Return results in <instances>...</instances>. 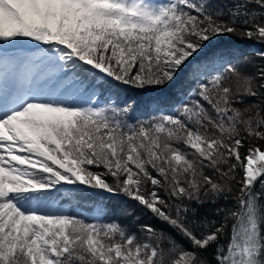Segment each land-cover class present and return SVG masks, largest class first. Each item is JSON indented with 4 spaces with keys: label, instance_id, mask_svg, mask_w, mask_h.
<instances>
[{
    "label": "snow or ice",
    "instance_id": "obj_1",
    "mask_svg": "<svg viewBox=\"0 0 264 264\" xmlns=\"http://www.w3.org/2000/svg\"><path fill=\"white\" fill-rule=\"evenodd\" d=\"M224 36L259 47L206 51ZM184 68L170 112L112 99ZM0 264H264V0H0Z\"/></svg>",
    "mask_w": 264,
    "mask_h": 264
},
{
    "label": "trees",
    "instance_id": "obj_2",
    "mask_svg": "<svg viewBox=\"0 0 264 264\" xmlns=\"http://www.w3.org/2000/svg\"><path fill=\"white\" fill-rule=\"evenodd\" d=\"M215 47L239 49L245 56L251 58V51L259 47V45H256L253 41L237 40L232 36H224L214 41L213 45H209L206 51L214 50ZM197 59H199V57ZM241 63H244L243 59H241ZM247 70L253 71L250 67ZM187 73V68L182 69L177 76L176 83L164 89L148 88L139 90L122 85L118 86L113 90L117 95L113 96L112 99H118L121 103L128 100L136 101L134 110L130 112L127 117L130 123H136L138 120L147 119L153 115H159L157 104L154 102L157 98L165 101L162 105V110L165 113L170 112L172 106L177 104L181 99V97L177 95L176 86L186 84ZM185 90H187V88ZM92 170L98 171L100 169L93 168ZM108 180L111 181V177H108ZM65 189L74 193H83L82 195H73L71 198H62L61 204L66 206V210L91 219L96 216L93 210L98 209L102 211L105 220L117 219L122 225L134 226L135 221L123 215L124 210L135 207L131 200L123 196L112 197L107 194L85 190L83 187L73 189L69 186H65ZM135 214L140 217L139 222L141 224H151L157 228L163 227V225L153 219L151 215L144 213L141 209L137 208ZM207 255L211 260V249Z\"/></svg>",
    "mask_w": 264,
    "mask_h": 264
},
{
    "label": "rangeland",
    "instance_id": "obj_3",
    "mask_svg": "<svg viewBox=\"0 0 264 264\" xmlns=\"http://www.w3.org/2000/svg\"><path fill=\"white\" fill-rule=\"evenodd\" d=\"M64 208H65V205H62ZM97 211H98V209H95L94 210V214L96 215L97 214Z\"/></svg>",
    "mask_w": 264,
    "mask_h": 264
},
{
    "label": "bare ground",
    "instance_id": "obj_4",
    "mask_svg": "<svg viewBox=\"0 0 264 264\" xmlns=\"http://www.w3.org/2000/svg\"><path fill=\"white\" fill-rule=\"evenodd\" d=\"M62 205H64V204H62ZM93 211H94V210H93ZM93 211H92V212H93Z\"/></svg>",
    "mask_w": 264,
    "mask_h": 264
}]
</instances>
